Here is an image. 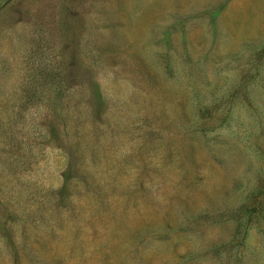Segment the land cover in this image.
<instances>
[{"label":"rangeland","instance_id":"obj_1","mask_svg":"<svg viewBox=\"0 0 264 264\" xmlns=\"http://www.w3.org/2000/svg\"><path fill=\"white\" fill-rule=\"evenodd\" d=\"M0 264H264V0H0Z\"/></svg>","mask_w":264,"mask_h":264}]
</instances>
